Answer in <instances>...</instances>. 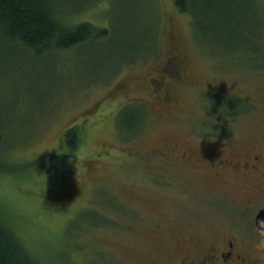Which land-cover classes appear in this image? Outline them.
Masks as SVG:
<instances>
[{
	"label": "rangeland",
	"instance_id": "rangeland-1",
	"mask_svg": "<svg viewBox=\"0 0 264 264\" xmlns=\"http://www.w3.org/2000/svg\"><path fill=\"white\" fill-rule=\"evenodd\" d=\"M215 6L56 0L106 35L40 54L0 36V216L40 264H187L250 240L244 174L211 164L264 134V0Z\"/></svg>",
	"mask_w": 264,
	"mask_h": 264
},
{
	"label": "trees",
	"instance_id": "trees-1",
	"mask_svg": "<svg viewBox=\"0 0 264 264\" xmlns=\"http://www.w3.org/2000/svg\"><path fill=\"white\" fill-rule=\"evenodd\" d=\"M172 1L179 11L190 13L194 18L199 15V9L207 7L214 1L215 5L222 6L221 8L215 6L217 7L215 9L229 12L231 4L245 0ZM54 2L56 0H0V36L13 44L40 54L52 49L66 50L92 38L106 35V30L89 22H80L77 25L63 23L60 21V14L56 17ZM78 128V125H72L64 132L63 140L70 150H74L77 146ZM0 264H40L36 256L1 216Z\"/></svg>",
	"mask_w": 264,
	"mask_h": 264
},
{
	"label": "flooded vegetation",
	"instance_id": "flooded-vegetation-1",
	"mask_svg": "<svg viewBox=\"0 0 264 264\" xmlns=\"http://www.w3.org/2000/svg\"><path fill=\"white\" fill-rule=\"evenodd\" d=\"M172 58V60H170ZM180 58V57H179ZM178 58L174 51L166 64L172 62V68L164 66L175 79L182 78L183 61ZM242 158L236 160L234 157H221L213 162L212 168L218 173L220 170H241L244 174L245 195L244 204L250 209L246 212V237L250 240L242 241L238 232H231L223 248L211 247L205 251L198 262L187 264H245L251 261L248 249L253 248V241L264 234V134L254 143H246L241 148ZM239 151V150H238ZM183 158L187 157V151H183ZM234 156V154H233ZM262 211V217L257 222V216ZM264 264V260L260 261Z\"/></svg>",
	"mask_w": 264,
	"mask_h": 264
},
{
	"label": "clouds",
	"instance_id": "clouds-1",
	"mask_svg": "<svg viewBox=\"0 0 264 264\" xmlns=\"http://www.w3.org/2000/svg\"><path fill=\"white\" fill-rule=\"evenodd\" d=\"M253 249L256 258L264 260V234H261L254 240Z\"/></svg>",
	"mask_w": 264,
	"mask_h": 264
},
{
	"label": "water",
	"instance_id": "water-1",
	"mask_svg": "<svg viewBox=\"0 0 264 264\" xmlns=\"http://www.w3.org/2000/svg\"><path fill=\"white\" fill-rule=\"evenodd\" d=\"M262 214H263V213H262V211H261V212L258 214V216H257V220H258L257 222H258V223H259V218L262 217Z\"/></svg>",
	"mask_w": 264,
	"mask_h": 264
}]
</instances>
